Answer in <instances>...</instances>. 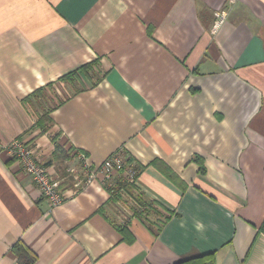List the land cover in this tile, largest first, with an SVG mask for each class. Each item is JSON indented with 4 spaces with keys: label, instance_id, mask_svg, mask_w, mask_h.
<instances>
[{
    "label": "crops",
    "instance_id": "obj_1",
    "mask_svg": "<svg viewBox=\"0 0 264 264\" xmlns=\"http://www.w3.org/2000/svg\"><path fill=\"white\" fill-rule=\"evenodd\" d=\"M17 139L61 206L6 152ZM120 150L135 207L99 177L76 187L78 153L97 169ZM263 223L264 0H0V264H21L17 243L35 264H264Z\"/></svg>",
    "mask_w": 264,
    "mask_h": 264
},
{
    "label": "built area",
    "instance_id": "obj_2",
    "mask_svg": "<svg viewBox=\"0 0 264 264\" xmlns=\"http://www.w3.org/2000/svg\"><path fill=\"white\" fill-rule=\"evenodd\" d=\"M215 27H221L228 20L226 11H217ZM8 155L13 158L31 178L32 183L41 192L42 196L49 202L50 207L56 208L61 206L67 196L62 190L58 181L54 180L48 173L47 167L38 160L35 155V149L20 139L12 142L6 149ZM78 168L85 173V177L80 179L76 187L78 190L84 189L94 180L100 178L103 186L112 194L125 196V200L130 201L131 206H136L135 195L137 193V183L139 170L130 163V158L124 150H120L110 156L97 169H92L86 153L80 152L76 155ZM71 173H77V168L69 169ZM128 208V203H125ZM148 208V204H143ZM143 217L148 219V215L143 212Z\"/></svg>",
    "mask_w": 264,
    "mask_h": 264
},
{
    "label": "trees",
    "instance_id": "obj_3",
    "mask_svg": "<svg viewBox=\"0 0 264 264\" xmlns=\"http://www.w3.org/2000/svg\"><path fill=\"white\" fill-rule=\"evenodd\" d=\"M52 123V119L49 116V113H45L42 117L38 119L36 122L37 127L41 128L43 132H46L49 128L48 126ZM56 139H54V142H56ZM73 148L72 149H66L65 146H61L58 143H56V150L54 152L55 160H61V161H68L73 158ZM131 163V160H130ZM152 211H149L150 213ZM148 215V214H146ZM149 216V215H148ZM260 231L264 232V223L260 229ZM122 234L127 237L128 233L126 229H121ZM12 251L16 254L18 257V260L21 264H35L38 260L37 256L25 245L21 243H17ZM214 254H206V255H197L194 257H190L178 264H215L214 261Z\"/></svg>",
    "mask_w": 264,
    "mask_h": 264
}]
</instances>
